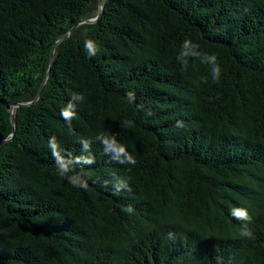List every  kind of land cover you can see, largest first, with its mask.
<instances>
[{"label": "trees", "instance_id": "obj_1", "mask_svg": "<svg viewBox=\"0 0 264 264\" xmlns=\"http://www.w3.org/2000/svg\"><path fill=\"white\" fill-rule=\"evenodd\" d=\"M99 1L0 0V264H264V0ZM185 39L219 82L182 67ZM52 136L94 159L76 165L87 189L58 175Z\"/></svg>", "mask_w": 264, "mask_h": 264}, {"label": "clouds", "instance_id": "obj_2", "mask_svg": "<svg viewBox=\"0 0 264 264\" xmlns=\"http://www.w3.org/2000/svg\"><path fill=\"white\" fill-rule=\"evenodd\" d=\"M198 47L199 46L197 44L192 43L189 39H185V41L181 45V50L177 56V59L182 63V67L186 69L188 66L189 57L199 58L202 63L211 65L212 80L214 82H219L221 75V67L217 61V56L215 54L209 53L202 54L200 51H198ZM85 48L90 56L96 54V46L93 41L87 40L85 42ZM204 79L205 82H207L206 78ZM83 100L84 96L82 94H74L71 99L66 103V105L61 109L60 114L63 119L69 123V125L77 114V102H81ZM125 126L130 127L131 123L126 121ZM96 139L102 144L104 153L108 155L111 160H114L120 164H136L137 161L135 157L127 150V147L123 143L117 140L114 134L103 132L98 134ZM80 143L83 152H90L89 141L82 140ZM48 147L51 150V154L55 160L58 175L60 177L66 178L73 187L87 189V181L82 177L79 172H77L76 165H90L94 163L95 161L91 157V155L73 157L71 154H62L60 146L55 136H52L49 139ZM124 189L130 191L127 182L122 178L117 179L113 185V191L115 193H119ZM126 211L131 213L133 209L129 205L126 208ZM230 214L235 219L245 222L241 227L240 236L254 238L253 231L249 227L252 221V217L247 211V209L244 207H233L230 209Z\"/></svg>", "mask_w": 264, "mask_h": 264}, {"label": "water", "instance_id": "obj_3", "mask_svg": "<svg viewBox=\"0 0 264 264\" xmlns=\"http://www.w3.org/2000/svg\"><path fill=\"white\" fill-rule=\"evenodd\" d=\"M99 4H100V11L102 10V8H103V0H100L99 1ZM98 18V16L96 17V18H91V19H88V20H86L87 22H92V21H94V20H96ZM52 59H53V54H52Z\"/></svg>", "mask_w": 264, "mask_h": 264}]
</instances>
